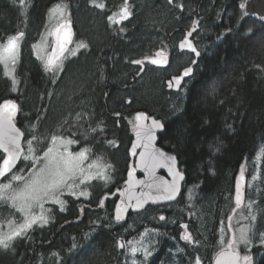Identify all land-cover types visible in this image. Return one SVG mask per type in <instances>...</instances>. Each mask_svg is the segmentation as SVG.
Listing matches in <instances>:
<instances>
[{"label": "trees", "instance_id": "16d2710c", "mask_svg": "<svg viewBox=\"0 0 264 264\" xmlns=\"http://www.w3.org/2000/svg\"><path fill=\"white\" fill-rule=\"evenodd\" d=\"M238 1L134 0L130 19L117 26L108 16L118 12L124 0H97L104 9L90 0H26V19L19 0H0V41L19 31L29 39L16 68L15 91L0 65V103H17L23 145L37 136L40 142L33 143L40 154L53 134L77 140L78 148L109 158L116 182L106 193L113 194L123 186L130 163L134 116L144 113L162 122L157 144L177 157L185 174L176 203L148 207L130 215L127 224L113 220L114 201L103 211H81L76 205L93 208L100 196L79 200L66 212L55 211L47 224L30 230L12 249L0 251V264H131L118 247L121 239L147 243L151 255L147 260L143 253L137 255V264H195L197 257L201 264H211L220 241L226 242L234 180L244 161L246 201H254L257 216L256 235L248 246L253 264H264L259 236L264 232V158L257 159L264 148V24L246 17ZM57 3L67 5L75 40L88 47L80 48L54 73L36 59L31 44ZM190 31L200 52L194 73L178 92L167 91L165 81L194 60L177 47ZM158 51L169 57L164 69L148 63ZM136 60L142 64L133 63ZM22 166L21 160L15 171ZM254 175L259 177L255 182ZM185 224L192 246L180 238V225Z\"/></svg>", "mask_w": 264, "mask_h": 264}, {"label": "snow or ice", "instance_id": "6c2138e0", "mask_svg": "<svg viewBox=\"0 0 264 264\" xmlns=\"http://www.w3.org/2000/svg\"><path fill=\"white\" fill-rule=\"evenodd\" d=\"M15 3L16 0H13ZM97 8L104 9L106 5L103 2L97 3V0H90ZM168 3H173V0H168ZM19 4L22 8V15L27 18V10L30 7V3H26V0H19ZM182 7V5H177ZM243 8L244 5L241 4ZM67 5L64 3H57L48 10L49 24H46L48 29L47 34L42 36V44L47 47V37L52 36L55 39V43L51 48V52L45 51L43 57L38 55V58L44 59L45 70L56 72L63 67V59L65 52L70 51L71 55H76V51L80 48H87L88 45L84 42H79L76 50L67 48V45L71 42V28L70 23L65 17ZM132 9L129 4V0H124V3L120 6L118 12H113L108 16L110 24H119L124 20H127L132 15ZM55 21L54 26L50 27L52 22ZM197 22L193 21L192 31H195ZM124 29H121L123 31ZM190 31L180 43V48H188L196 56L200 55V52L193 45L192 41L188 39L191 36ZM24 32L19 31L15 35L8 36L6 41H0V65L4 67V74L12 81V90H16V76L15 65L18 62L20 40L23 38ZM36 49L37 45H33ZM158 59H152L151 63L161 64L167 63V57L163 51L156 53ZM196 61H193L195 63ZM136 64H142V61H133ZM192 72V69L186 68L183 76H188ZM183 77H174V82L177 87L181 84ZM172 83H169V87H172ZM18 111V105L12 100H5L0 103V177H6L10 174V180L7 183L0 182V203H7L9 207L20 213L22 216V222H17L15 219L7 220V231H0V251H8L12 249L13 243L20 238L26 237L28 231L33 228L34 225L43 226L49 222L48 209H45L44 204L51 202L58 204L61 211L64 210L65 201L60 197L64 194L65 190L73 196H84L87 198L88 192L82 189L81 186L90 183L92 180H103L108 182L110 180V169L112 165L104 162L102 157L91 159V148L85 147L78 152L69 150V145L75 144L78 141L75 139H67L61 135L53 134L49 141V146L43 152L42 155L37 154V148L34 146V141L39 143L37 136L33 135L31 139L27 140V149L23 147L22 137L24 133L16 127L15 116ZM79 116V114H78ZM148 117L144 113H138L136 116L137 124L135 125L137 131L138 143L133 144V154L137 147H142L143 151L140 152L141 161L138 166H143L145 172L152 176L155 175L154 169L157 167H166L169 175L172 176V181H164L161 178V182L155 180L151 184L146 186L150 189L155 187L156 195L149 193H142V198L136 200L135 208H143L148 199L153 202L156 200H174L177 193L180 191V181L184 179L183 174L176 168V157L168 156L164 152L155 149V130L162 127L160 121L152 119L151 124H144L143 121ZM35 129V125L32 126ZM91 131L95 132L97 129L93 128ZM102 131V129H101ZM84 139L87 140L88 136L84 134ZM109 144H114V141H108ZM264 158V148L258 153L257 159ZM23 159L24 161H31L32 167L27 169L29 175L25 177L22 173L25 169H20V173H14L13 169L16 168L17 162ZM133 176V172H129L130 179ZM259 177L254 175L252 180L255 182ZM241 179H243V166L241 170V176L238 177L236 192H235V207L232 212L235 214L237 209H241L243 202V194L241 188ZM19 182L14 186L13 182ZM143 183V182H137ZM251 186V185H249ZM125 193H121L123 196ZM192 198V190H189V199ZM123 203V202H122ZM104 201L101 200L100 206L103 207ZM254 201H249L246 205H243L248 209L247 215L241 214L240 220H249L250 223L242 224L240 227L234 229L238 232V236H233L228 239L226 246L224 240L220 241L222 247L215 257L214 264H240L243 260L245 264H250L251 257L244 255L241 257L237 247L240 244L248 246L252 242V237L256 235L255 221L257 220L256 214L253 212ZM132 205L121 206L117 205L116 208V221L123 219V213L127 211L128 207ZM39 212H36V209ZM233 216L230 215L228 219V228L233 230L231 221ZM161 220L165 217L161 216ZM185 228V232L181 235V239L189 243H193L192 235L187 231V226L182 225ZM223 230V229H222ZM87 235V234H86ZM145 233H142L143 237ZM260 243L264 245V232L259 234ZM195 243H199L195 241ZM73 249L77 245L73 244ZM118 247L127 248L129 252L135 256L136 253L143 250L144 258L151 255V251L146 247H137L132 241L127 243L118 242ZM52 255H57L53 253ZM132 264H136L135 261ZM195 264H201L200 258L197 257Z\"/></svg>", "mask_w": 264, "mask_h": 264}, {"label": "water", "instance_id": "95a60500", "mask_svg": "<svg viewBox=\"0 0 264 264\" xmlns=\"http://www.w3.org/2000/svg\"><path fill=\"white\" fill-rule=\"evenodd\" d=\"M132 1H134V0H129V4ZM241 4L244 5L243 8L241 7ZM238 7L242 11H244L246 17H248V18L256 21L259 24H264V0H239L238 1ZM130 17L127 20H129ZM127 20H124L121 23L116 24V25L117 26H121ZM70 28H71L72 36H71V42L67 45V48L68 49L70 47H72L73 42H74V39H75V32H74V29H73L72 25H70ZM188 33L189 32H186L185 33V36ZM185 36L178 42V44H177L178 50L180 52H186V53L192 54L194 56V60L193 61H196L197 62V59H198L199 56H196V54L193 53L188 48H184V49H181L180 48V43L184 40ZM188 39L191 40L192 43H193V45L195 46V44H194V42L192 40V35L189 36ZM166 57H167V63L153 64V63H151V60L152 59H158V57H156V54H155L153 57H151V58L148 59V63L151 64L154 67H157V68H160V69H164L169 64V57L167 55H166ZM196 62L195 63L192 62V64L190 66H187V67L183 68L177 75H173L172 77H170L169 79H167L165 81V86H166L167 91L178 92L182 88L184 82L192 77V75L194 73V66L196 65ZM189 67L192 69V72L188 76H183L184 70L186 68H189ZM174 77H183L181 79V84H180L179 87H177L175 85ZM170 82L173 85L172 87H169V83ZM18 111H17L16 116H15V124H16V119H17V116H18ZM137 114L138 113H136L135 116H134L135 124H137V120H136ZM144 115L146 117H148L147 120L143 121L144 124L150 125L151 124V120L152 119H155L154 117L148 116L146 114H144ZM155 120H157V119H155ZM158 121H160V120H158ZM160 123H161L162 127L155 130V140L153 142L154 147H155V149H158V150L164 152L168 156H175L172 153L164 150L163 148H161L157 144L158 143V133L161 132V131H163V129H164L163 128V124H162L161 121H160ZM16 127L19 128L17 126V124H16ZM136 131H137V129H135V131L133 133L132 143H131L130 148H129V157H130V159H134L135 162H134V164H131L129 166V168H128V171H127V174H126L125 185L121 189L115 191L111 195V197H114V196H117L118 197L117 202H116L115 207H114V210H113V215H114V220L115 221H116V219H115V216H116V208H117V205L118 204H121L122 207L125 206V205H128L129 203L132 205L131 207H128V209H127L126 212L123 213V219L120 220L119 222L116 221L118 223H125L127 221V219H128V216L130 214H138V213H141L147 207L166 206V205H172V204L176 203L178 201V199L180 198V195H181V192H182V185H183V183L185 181V174L180 171V169L178 167L177 157L175 156L176 157V168H177L178 171H180L183 174V177H184V179L182 181H180V191H179V193H177L176 198L174 200H156L155 202H153L151 199H148L147 202L144 204V207L143 208H135L134 207L135 204H136V200L138 198H142V193H149L150 192L152 195H156V189H155V187H153V188L150 189L149 187L146 186L147 184H151L154 180L159 183V182H161V178L164 181H168V182H171L172 181V176L169 175L168 170H167L166 167H157V168H155L154 169L155 175L152 176V175L147 174L145 172L143 166H138L140 164V161H141L140 152L143 151V148L142 147H137L135 149V153L133 154V144L134 143H138ZM23 142H24V136L22 137V143ZM20 162H21V160L17 162L16 168L18 167V165H19ZM242 166H243V179H241L240 183H241L242 194H243V202H242L241 209L244 207L243 205H245V203H246L247 176H246V172H245V167H246V162L245 161L239 167V171H238V173H237V175L235 177V180H234V188H233V206L235 207L236 185H237L238 177L241 176ZM15 169H13V171ZM130 171L133 172V176H132L131 179L129 177V172ZM138 175H140L141 177H138ZM6 178H7V176L6 177H0V181H3ZM137 182H143V183H137ZM121 193H125V194L122 196ZM239 210L240 209H237V212ZM235 214L233 212H231L230 215H232L234 217ZM228 224H229V222H228V219H227V224L226 225H227V229L229 231L230 239H231L235 234H234V230H232V231L229 230ZM231 224H232V221H231ZM214 261H215V258H214L212 264H214ZM240 264H245V262L243 260H241L240 261Z\"/></svg>", "mask_w": 264, "mask_h": 264}, {"label": "rangeland", "instance_id": "374dc122", "mask_svg": "<svg viewBox=\"0 0 264 264\" xmlns=\"http://www.w3.org/2000/svg\"><path fill=\"white\" fill-rule=\"evenodd\" d=\"M65 17H66V19H67V21L70 23V25H71V22H70V15H69V11H68V9H66V12H65ZM46 24H49V18H48V13H47V16H46ZM46 24H45V26H46ZM54 24H55V21H53L52 22V24L50 25V27H52V26H54ZM47 31H48V29L45 27L44 29H43V31L40 33V36H39V38L35 41V43H30L31 44V46H32V52H33V55L36 57V59L43 65V66H45V64H44V59H41V58H38V55L40 56V57H43L44 56V54H45V51H47V52H51V48H52V46L54 45V43H55V39H54V37H52V36H48L47 37V47L45 48V45L44 44H42V36H44V35H46L47 34ZM75 32V31H74ZM28 44H29V39H27L26 37H25V35L23 36V38L20 40V48H19V57H18V62H17V64L15 65V76H16V68H17V66L19 65V63H20V60H21V56H22V52L24 51V48L26 47V46H28ZM79 43H78V41H76L75 39H74V42H73V45H72V47H70L69 49H71V50H76L77 49V45H78ZM33 45H37V48L36 49H34L33 48ZM80 50V49H79ZM78 50V51H79ZM78 51H76V54H77V52ZM166 55V54H165ZM73 56H75V55H71V52L70 51H66L65 52V57L66 58H64L63 59V65H64V62L66 61V59H68V58H70V57H73ZM2 66V68H3V71H4V67H3V65H1ZM7 77V76H6ZM8 78V77H7ZM10 81H11V79L10 78H8ZM17 80V79H16ZM11 83H12V81H11ZM16 86H17V84H16ZM13 100V99H12ZM14 101V100H13ZM15 102V101H14ZM16 103V102H15ZM17 104V103H16ZM135 129H136V127H135ZM135 129H134V131H135ZM67 139H70V138H68L67 137ZM24 146V148H25V150L27 149V143H25V145H23ZM48 146H49V144H48ZM69 147V150H71V151H74V152H78V151H80L82 148H78V145H77V143H75V144H71V145H69L68 146ZM47 149V148H46ZM46 149H44L40 154H38V155H42L43 154V152L46 150ZM90 158L91 159H96L97 157H95V156H93L92 155V153L90 154ZM103 158V160H104V162H106V163H109V164H111L108 160H109V158L107 159V158H105V157H102ZM22 160V162H23V166H22V168L21 169H25V172L24 173H22L25 177H27L28 175H29V173L27 172V170H26V168L27 169H29V168H31L32 167V163H31V161H24L23 159H21ZM112 165V164H111ZM16 170V169H15ZM14 170V171H15ZM13 171V172H14ZM113 165H112V168L110 169V180L108 181V182H105V181H103V180H99V179H96V180H92L90 183H87V184H85V185H82L81 186V188L82 189H85V190H87V192H88V196H87V198H85L84 196H73V195H71V194H69L68 192H67V190H65V192H64V194L60 197L63 201H65V204H64V210L63 211H61V209H60V206L58 205V204H54V203H51V202H46L45 204H44V207H45V209H48L49 211H48V216H49V221L51 220V216H52V214H53V212H66L67 211V208L68 207H70L71 205H75V203L76 202H80L79 200H84V201H91V200H95V198L96 197H98V196H101L102 194H105L111 187H112V185L116 182V176L115 175H113ZM14 173H20V169L18 170V171H15ZM9 180H10V175L9 176H7V179H5V180H3V181H0V182H2V183H7V182H9ZM19 182H13V184H14V186H16L17 184H18ZM249 185H253L252 184V182H250V184ZM116 186V185H115ZM251 186H249V188L251 187ZM123 187V186H122ZM121 187V188H122ZM183 187V186H182ZM247 187H248V179H247ZM119 190V189H118ZM246 193H247V190H246ZM98 200V199H97ZM96 200V201H97ZM95 203H99V201H97V202H95ZM248 202L246 201V203H245V205L247 204ZM84 203H77L76 205L78 206L79 205V207L80 208H82L81 207V205H83ZM84 208V207H83ZM36 212H39V209L37 208L36 210H35ZM12 213H14V215L15 216H13L12 215ZM247 213H248V209L246 208V207H243L242 209H240L238 212H237V214H235V217H234V228H233V230L234 229H236V228H238V227H240L242 224H247L246 223V221L247 220H240L239 219V217H240V215L241 214H243V215H247ZM9 219H15L17 222H22V216H21V214L20 213H17V212H15V210L14 209H12L11 207H9L8 206V204L7 203H0V231H7V220H9ZM165 220V219H164ZM163 220V221H164ZM162 221V222H163ZM35 227H40L39 225H34L33 226V228H35ZM32 228V229H33ZM32 229H30V230H32ZM29 230V231H30ZM28 231V232H29ZM234 234L236 235V236H238V232H236V231H234ZM124 242V243H126L125 242V240L124 239H121L119 242ZM137 247H146V248H148V246H147V243L143 240V239H140L138 242H136V241H134L133 242ZM251 244H252V242H251ZM246 248H247V250H246ZM248 248H249V246L247 247V246H245L244 244H240L239 246H238V249H240V250H242L245 254H249V252L250 251H248ZM122 249V248H121ZM123 250L125 251V254L127 255V257H128V255H129V257H130V262H131V264H132V262L133 261H135L136 262V259H135V257L137 256V255H139V254H141V253H143V250H141L140 252H138V253H136V255L135 256H133L130 252H129V250L127 249V248H123ZM144 254V253H143ZM136 264H137V262H136Z\"/></svg>", "mask_w": 264, "mask_h": 264}, {"label": "flooded vegetation", "instance_id": "af4514ba", "mask_svg": "<svg viewBox=\"0 0 264 264\" xmlns=\"http://www.w3.org/2000/svg\"><path fill=\"white\" fill-rule=\"evenodd\" d=\"M134 129H135V126L133 127V132H132V138H133V133H134ZM131 143H132V141H131ZM131 143H130V145H131ZM129 148H130V146H129ZM128 155H129V149H128ZM129 159H130V157H129ZM134 159H130V163H129V166L131 165V164H134ZM129 166H128V168H129ZM127 171H128V169H127ZM127 171H126V173H125V176H124V182H123V186L125 185V181H126V174H127ZM138 177H141L140 175H138ZM185 182V181H184ZM184 184V183H183ZM183 186V185H182ZM111 195H112V193H105L103 196H100V200H99V203H95L96 204V206H94L93 208L91 207L92 205H81V207L82 208H80V210L82 211L84 208L83 207H86V209L85 210H91V212L92 211H103L104 209H105V207H106V205H107V203L108 202H112V201H114V207H115V204H116V202H117V199H118V197L117 196H114V197H111ZM101 200H103L104 201V204H103V207H101L100 206V202H101ZM88 201V200H87ZM86 201V202H87ZM89 202V201H88ZM167 206H169V205H166V206H158L157 208H164V207H167ZM148 208V207H147ZM146 208V209H147ZM156 208V207H155ZM145 209V210H146ZM144 210V211H145ZM143 211V212H144ZM143 212H141V213H143ZM141 213H138V214H141ZM130 215H137V214H130ZM130 215L128 216V219H127V221L125 222V223H118V224H120V225H122V224H127L128 223V221H129V218H130ZM112 217H113V220H114V215H112ZM165 217V216H164ZM115 221V220H114ZM161 221H163V220H161ZM116 222V221H115ZM186 226H187V224H185ZM226 227H227V225H226ZM180 228H181V234H180V238H181V235L185 232V228L184 227H182V225H180ZM234 228V227H233ZM187 231L191 234V232H190V230H189V227L187 226ZM192 235V234H191ZM236 236V235H235ZM225 238H226V242H227V240L228 239H230V234H229V231H228V229H227V235L225 236ZM181 241L183 242V243H188V244H191V246L193 245V243H189V242H187V241H185V240H182L181 239ZM119 242V241H118ZM226 242H225V245H223V246H226ZM120 248V247H119ZM121 249V248H120ZM221 250V249H220ZM219 250V251H220ZM246 250H247V248H246ZM219 251H217L216 252V254L214 255V257H213V260H214V258L216 257V255H217V253L219 252ZM237 251H239V253H240V255H241V257H243L244 255H248V256H250L252 259H251V262H250V264H253V253L250 251L249 252V254H245L242 250H240V249H238V247H237ZM248 251H249V248H248ZM213 260H212V262H213ZM212 262H211V264H212Z\"/></svg>", "mask_w": 264, "mask_h": 264}, {"label": "bare ground", "instance_id": "6f19581e", "mask_svg": "<svg viewBox=\"0 0 264 264\" xmlns=\"http://www.w3.org/2000/svg\"><path fill=\"white\" fill-rule=\"evenodd\" d=\"M95 215H96V214H95ZM95 215H94V216H95ZM95 218H96V221H97V218H98V217H95ZM87 221H88V219H87ZM100 221H101V220H100ZM149 223H150V222H149ZM87 224H89V223H86V226H88V227H89V225L91 226V224H89V225H87ZM100 225H101V224H100ZM83 226H84V224H83ZM81 227H82V226H81ZM88 227H86V228H88ZM83 228H84V227H83ZM79 229H80V228H79ZM84 230H85V228H84ZM84 230H83V231H84ZM34 231H35V230H34ZM38 231H39V230H38ZM118 231H119V230H118ZM86 232H87V231H86ZM86 232H84V233H86ZM86 234H87V233H86ZM82 235H85V234H82ZM87 235H88V234H87ZM75 236H76V235H75Z\"/></svg>", "mask_w": 264, "mask_h": 264}]
</instances>
